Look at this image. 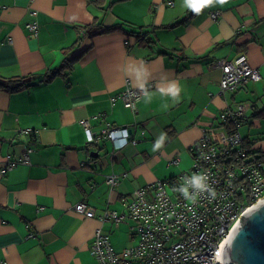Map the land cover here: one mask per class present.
<instances>
[{
  "label": "crops",
  "instance_id": "1",
  "mask_svg": "<svg viewBox=\"0 0 264 264\" xmlns=\"http://www.w3.org/2000/svg\"><path fill=\"white\" fill-rule=\"evenodd\" d=\"M0 5V77L28 83L0 89V165L31 150L29 164L0 176V264H97L89 246L98 227L116 250L129 246L127 218L101 225L72 206L84 201L96 212L125 213L135 188L189 171V148L202 136L224 139L231 126L219 115L227 108L243 104L239 133L245 142H264V0H227L199 13L184 0ZM30 21L38 24L35 37L26 28ZM98 24L118 29L90 35L95 30L85 27ZM239 54L261 78L220 95L221 72L212 63ZM67 57L74 59L68 68L45 78ZM127 83L143 90L134 112L110 101ZM172 84L181 89L178 99L165 94ZM106 123H134V142L117 147L122 133L99 139ZM110 174L119 177L112 189L105 183Z\"/></svg>",
  "mask_w": 264,
  "mask_h": 264
},
{
  "label": "built area",
  "instance_id": "2",
  "mask_svg": "<svg viewBox=\"0 0 264 264\" xmlns=\"http://www.w3.org/2000/svg\"><path fill=\"white\" fill-rule=\"evenodd\" d=\"M167 5L172 6V1ZM217 16L218 12L211 13L212 19ZM26 28L32 36L37 35L36 21L27 22ZM212 67L221 72L220 95L261 78L244 54L231 60H216ZM142 93L143 90L127 83L110 101L119 100L134 112ZM243 110V104L223 110L219 120L231 126L224 139L217 142L202 136L189 148L190 170L135 188L129 202L124 203L125 213L108 209L96 212L84 201L72 206L76 213L96 218L101 225L105 222L117 225L126 218L131 222L132 243L120 250L113 247L102 227L94 230L89 253L97 264H223L221 255L228 236L248 209L264 198V142L254 148L242 138L238 127ZM80 124L87 141L93 142L88 120H80ZM133 127L134 123L126 126L106 123L99 139L113 141L122 133L123 140L117 147H123L134 142ZM139 134L143 136L144 131ZM30 152L26 148L18 161L7 158L0 165V176L18 163L29 164ZM172 163L177 164V159ZM194 176L204 177L203 190L194 186ZM118 178L115 174L107 175L105 183L112 189ZM183 189H187V197ZM30 237L33 236L28 234L27 238Z\"/></svg>",
  "mask_w": 264,
  "mask_h": 264
},
{
  "label": "water",
  "instance_id": "3",
  "mask_svg": "<svg viewBox=\"0 0 264 264\" xmlns=\"http://www.w3.org/2000/svg\"><path fill=\"white\" fill-rule=\"evenodd\" d=\"M221 256L223 264H264V198L238 221Z\"/></svg>",
  "mask_w": 264,
  "mask_h": 264
},
{
  "label": "trees",
  "instance_id": "4",
  "mask_svg": "<svg viewBox=\"0 0 264 264\" xmlns=\"http://www.w3.org/2000/svg\"><path fill=\"white\" fill-rule=\"evenodd\" d=\"M93 3L95 5H101L102 0H93ZM89 32L92 30V33L90 35H93L97 32H103V33H109V32H113L116 31V29H118V25H110V26H102V24H98L97 27L95 29H93L92 27L86 26L85 27ZM74 59L69 60L68 57L64 60V63L61 67L59 68H55L53 70H50L48 72V75H46L45 78H52L53 76L56 75H60L61 71L64 68H68L70 66V63L73 61ZM0 81H2L3 83H0V89L3 90H12V91H16L18 89L24 88L26 86H28V83H24V80L21 79H14V78H2L0 77ZM24 81V82H23ZM264 157V154H263Z\"/></svg>",
  "mask_w": 264,
  "mask_h": 264
},
{
  "label": "clouds",
  "instance_id": "5",
  "mask_svg": "<svg viewBox=\"0 0 264 264\" xmlns=\"http://www.w3.org/2000/svg\"><path fill=\"white\" fill-rule=\"evenodd\" d=\"M214 3L223 5L227 3V0H199V2H196V0H184L185 6L190 8L195 13H199L204 7L210 6ZM137 76L139 78L140 76L139 72L137 73ZM140 87H143V84H141ZM180 91H181L180 88H178L175 84H172L168 89L165 90V94L178 99ZM163 139L164 136L162 135L160 137V140L157 142L156 147H160V143L163 141ZM203 179H204L203 176L193 177V184L197 189L200 190L204 189L205 185L201 182ZM183 192L185 197H187V189H183Z\"/></svg>",
  "mask_w": 264,
  "mask_h": 264
},
{
  "label": "rangeland",
  "instance_id": "6",
  "mask_svg": "<svg viewBox=\"0 0 264 264\" xmlns=\"http://www.w3.org/2000/svg\"><path fill=\"white\" fill-rule=\"evenodd\" d=\"M239 127H240V126H239ZM239 127H238V128H239ZM260 144H261V143H259V144H255V142H251V146L254 147V148L258 147ZM168 190H169V189H168ZM127 239H128V238H126V240H125V245L127 244Z\"/></svg>",
  "mask_w": 264,
  "mask_h": 264
},
{
  "label": "snow or ice",
  "instance_id": "7",
  "mask_svg": "<svg viewBox=\"0 0 264 264\" xmlns=\"http://www.w3.org/2000/svg\"><path fill=\"white\" fill-rule=\"evenodd\" d=\"M196 2H199V0H196Z\"/></svg>",
  "mask_w": 264,
  "mask_h": 264
},
{
  "label": "bare ground",
  "instance_id": "8",
  "mask_svg": "<svg viewBox=\"0 0 264 264\" xmlns=\"http://www.w3.org/2000/svg\"><path fill=\"white\" fill-rule=\"evenodd\" d=\"M248 210H250V209H248Z\"/></svg>",
  "mask_w": 264,
  "mask_h": 264
}]
</instances>
